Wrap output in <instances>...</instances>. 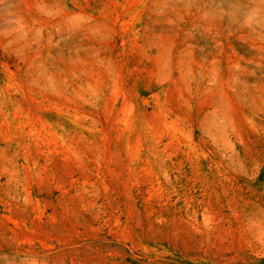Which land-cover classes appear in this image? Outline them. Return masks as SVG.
Wrapping results in <instances>:
<instances>
[{
    "label": "rangeland",
    "instance_id": "1",
    "mask_svg": "<svg viewBox=\"0 0 264 264\" xmlns=\"http://www.w3.org/2000/svg\"><path fill=\"white\" fill-rule=\"evenodd\" d=\"M0 264H264V0H0Z\"/></svg>",
    "mask_w": 264,
    "mask_h": 264
}]
</instances>
